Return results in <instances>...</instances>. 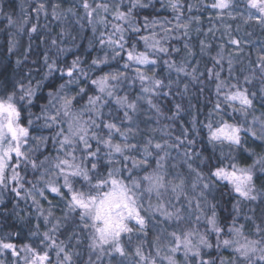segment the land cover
Instances as JSON below:
<instances>
[{
    "label": "snow or ice",
    "instance_id": "obj_1",
    "mask_svg": "<svg viewBox=\"0 0 264 264\" xmlns=\"http://www.w3.org/2000/svg\"><path fill=\"white\" fill-rule=\"evenodd\" d=\"M122 4L123 0H100V2L81 0L85 16L92 25L94 34L97 32V25L105 29L109 25L111 27V31L99 32L97 42L104 50V55L93 58L89 69L102 71L101 65L120 60L123 61V71L110 70L91 79L81 67L83 61L79 56L73 59L67 68L58 67L57 61L50 59L47 55L44 57L47 67L45 77L57 71L67 77L65 83H61L57 90L48 93V104L42 107L40 115L35 118L36 120L43 119L45 128L56 129L53 142L58 145V154L55 157L45 156L43 160L33 158L31 154L39 151V148L48 142V137L31 136L29 127L19 123L21 112L17 107L15 93H6L4 97H0V191L8 188L10 182L15 184L12 190L16 192V195L20 196L23 193L25 198L30 197L38 213L43 217L44 223L51 225L47 231L43 232H40L39 225H37L36 231L30 233L31 236L37 238L33 244L17 246L11 241L12 233L0 234V255L10 252L11 256L19 257L22 250L24 264H52L49 253L55 250L56 264H73L74 250H69L66 241H57L56 233L63 226L61 217L55 216L51 207L45 209L37 198L43 196L46 190H50L61 196L68 209L64 219L68 214H75L73 218L77 226L82 230H90V248L99 250L101 254L105 252V246H108L109 255L115 253L126 258L130 253L122 243L123 236L127 235L131 241L133 234L147 235L151 223L163 225L169 221H175L177 222L176 230L168 232L167 228H160L161 233L171 238L168 246L170 254L163 257L167 264H177L175 254L181 250L184 253L185 264H188L189 256L193 258L192 264H196V258H199V264H215L212 259L204 260L202 257V249L213 247V243L208 238L210 233L215 234V247L233 248L239 257H243V264H256L253 260L255 256H258L260 261H264V237L261 240L249 239L244 235V225H238L235 217L230 227L222 226L216 211L217 206L208 200L210 189L215 188L220 181H226L230 185L231 192L237 196V203L233 205L237 216L240 214L239 205L243 201L252 203L259 200L264 204V188L258 189L254 180L257 165H259L258 170L264 173V153L257 155L253 152L257 158L251 165L240 166L229 162L227 167L209 166V171L204 173L199 168H194L193 163L190 162L193 155L199 154L190 153L185 149L184 163L195 173L192 187L195 189L197 185L200 186L199 199L193 201L189 198L188 204L191 210V205L195 203V212L191 214V218L196 225L201 221L204 222L206 231L202 232L198 227L182 229L179 223L183 220L181 209L176 208L170 201L168 203L164 201V193L169 189L176 194L177 200L184 191L183 179H180L179 183L166 179L168 173L165 161L170 156L168 149L179 147V144L183 143L180 137H176L177 144L154 141L151 136L147 137L143 143L130 142L138 134L135 117L140 110L141 103H146L149 110L162 114L155 100L161 96L165 87L171 89L174 81L160 78L159 73L155 71L161 62L167 65L169 70L175 69L177 73H185L193 80L197 79L194 75L197 69L193 68L192 72H187L186 59L177 65L171 56L173 52H179L180 49L172 48L170 51L168 47L173 31L183 30L185 36L189 31L190 21H183L180 0H168V6L176 13L175 23L155 18L149 20L148 17H144L143 28L147 30L146 35H139L141 25L133 16V9L146 8L148 4L143 3V0H131L127 11L122 10ZM189 7L191 8L192 5ZM210 7L216 9L217 16L221 18L227 10V16L231 18L234 0H214ZM246 7L248 15L242 18L246 22L254 20L264 25V0H246ZM57 8L59 5L53 6L52 15L60 19ZM41 11H45L44 4H40L37 8L38 13ZM67 11L74 12L72 8ZM109 15L113 18L112 21L108 19ZM192 19L198 20L199 18L193 17ZM9 22L11 23V20ZM157 26H159V32L156 30ZM228 30V26L225 25V31ZM31 31L36 32L37 28L33 26ZM130 33L136 34L138 40H130ZM94 40H96L95 36ZM94 40L89 41V48L93 47ZM141 41L143 50L138 47ZM229 42L236 46L241 43L231 36ZM56 43L55 40L52 41L53 45ZM201 45V51L208 47L203 41ZM184 47L188 56L194 54L187 44ZM220 47L221 52L213 58L217 65L224 59L223 45ZM67 50L66 48L58 49L60 52ZM165 56L169 59H164ZM258 60L260 71L264 74V56H258ZM228 63L231 73V59ZM208 75L215 80L217 100L213 106V112L218 117V119L209 120L206 124L209 143L213 145L227 143L230 147H240L242 133L247 132L252 136H257V126L259 127L258 138L264 140V108L260 109V116L255 115L257 111L254 102L256 93L250 92L248 88L242 87L239 83H231L229 80L222 79L220 72H213L209 69ZM82 78L89 79V82L95 86V90L94 94L87 96L86 104L78 106L74 103L77 97L83 98L86 93L84 87H79ZM251 79H254V76L244 77L245 83ZM124 81H129L128 87L139 82L140 93L132 99L127 94L119 95V88ZM40 83L38 81L35 87L31 83L28 86L21 85L20 91L23 94L19 96V100L27 99L31 104ZM73 84L78 86L75 94H72L70 89ZM184 87L187 89V85ZM261 99L264 101V98ZM112 100L115 101L118 110H123V115L109 114L105 121L104 109ZM224 106L231 107L233 112L239 113L244 123H248V117L251 116V125L245 128L244 123L225 120L226 108ZM175 108L173 118L183 110L179 103L175 105ZM125 121L129 126L122 127ZM32 124L33 121L29 120L28 125ZM192 128H196L195 121ZM151 131L155 132L156 129ZM187 131L184 129L182 135H186ZM117 135L123 141L122 143L114 140ZM30 141L34 142L35 149ZM194 143L193 140H187L188 145ZM26 145H28L27 148H25ZM103 150H106V155L112 158L108 161L111 167L108 168L106 175L99 171V154ZM248 151L252 150L248 149ZM131 153H136V155H130ZM154 154L156 158L152 161ZM116 156H119V160L114 159ZM205 160H207L206 157L201 159L200 163L204 164ZM150 161L155 164V167L148 171ZM29 166L33 170L43 169V171L40 172L36 183L31 188H26L24 176L21 175L19 169H26ZM134 169H142L146 174L134 176ZM125 171L128 172L127 177L123 176ZM39 184H43V187H38ZM65 189L67 195H65ZM152 196H155V203L152 202ZM146 197L147 207H145ZM0 203H3L2 196H0ZM261 211L264 212V209ZM257 232H264V229L258 227ZM225 233L229 238H223ZM73 238H76L79 243L75 231L69 240ZM155 239L156 256H159L161 253L160 237L157 236ZM40 245L44 247L41 248ZM142 245L143 241L135 247L134 253H131L138 258L136 264H157L153 255L150 253L145 255ZM99 259L100 256H97V260ZM0 264H5V260L0 259ZM221 264H225V261L221 260ZM227 264H233V261L229 259Z\"/></svg>",
    "mask_w": 264,
    "mask_h": 264
},
{
    "label": "trees",
    "instance_id": "obj_2",
    "mask_svg": "<svg viewBox=\"0 0 264 264\" xmlns=\"http://www.w3.org/2000/svg\"><path fill=\"white\" fill-rule=\"evenodd\" d=\"M95 2H100V0H95ZM213 2L214 0H180L183 21H190L189 31L187 36L183 34V30L180 32L173 31L168 41V47L170 51L172 48L180 49L179 52L172 53L171 59L175 60L177 65L186 59L187 72H192V69L196 68L197 71L194 75L197 79L193 80L191 76L185 73H177L175 69L169 70L167 65L161 62L155 71L159 73L160 78L174 81L171 89L165 87L161 96L155 100L159 104L162 114L149 110L146 103H141L140 110L135 117L138 134L130 140L131 143H143L147 137L151 136L154 141L161 143L167 141L169 144H177L176 137H180L183 143H180L179 147L169 148L170 156L165 161L168 173L166 179L176 183H179L180 179L188 182L192 177H195V173L184 163L185 149L190 153L199 154L193 155L190 162L193 163L194 168H199L204 173L209 171V166L227 167L229 162L237 163L240 166L251 165L257 158L253 152L259 155L264 150V141L247 132L242 133V145L240 147H230L227 143L213 145L208 141L206 124L211 119H218L213 112V106L217 100L215 80L208 75L209 69L213 72H220L222 79L229 80L231 83H239L242 87L248 88L250 92L256 93L254 102L257 114H261L260 109L264 108V101L261 99L262 93H264V74L260 71L258 60V56H264V25L254 20L246 22L242 18L248 15L246 0H234L231 18L227 16V10L222 18L214 15L217 10L210 7ZM130 3L131 0H123L122 10L127 11ZM143 3L148 4V7L133 9V16L141 25L139 35L147 34V30L143 28L144 17H148L149 20L155 18L175 23L176 13L168 6V0H143ZM40 4L45 5V11L38 13L37 8ZM54 5H59L57 12L60 14V19L52 15ZM190 5H192L191 8ZM69 8H72L74 12L69 13L67 11ZM193 17L199 19H192ZM108 19L112 21L113 18L109 15ZM225 25L229 28L227 32ZM33 26L37 28L36 32L31 31ZM156 30L159 32V26ZM100 31H111V27L109 25L105 29L103 26L97 25V32L94 34L92 25L89 24L85 16L81 0H0V97H4L6 93H15L17 107L21 112L19 123L29 127L31 136L43 135L48 137V142L41 146L39 151H34L31 154L34 159L43 160L45 156L55 157L58 154V145L53 142V134L56 129L45 128L43 119L36 120L35 118L40 115L42 107L48 104V93L57 90L59 85L67 80V77L59 71L45 77L47 67L44 57L46 55L50 59H55L58 67L62 68L70 66L71 61L79 56L83 61L81 67L85 69L91 79H95L103 72L110 70H124L123 61L120 60L112 61L108 65H101L102 71L89 69V64L93 58L104 55V50L97 42ZM94 36L96 40H94ZM230 36L238 39L241 43L238 46L232 45L229 42ZM129 39L138 40V36L130 33ZM53 40L57 42L56 45L52 44ZM90 40H94L91 48H89ZM201 41L208 45L203 51H201ZM186 44L194 53L193 55L188 56L186 54L187 50L184 47ZM221 45H223L224 59L217 65L213 58L221 52ZM138 47L143 50L142 41ZM60 48L68 50L60 52L58 51ZM164 59H169V57L165 56ZM229 59L232 61L231 73L229 72ZM245 76H254V79L245 83ZM38 81L41 82L40 87L37 89L31 104L28 103L27 99L19 100V96L23 94L20 91L21 85L28 86L31 83L35 87ZM128 85L129 81H124L118 94H127L132 99L140 93V84L136 82L132 87H128ZM185 85H187V89H185ZM79 87H84L86 93L83 98L77 97L74 103L78 106L86 104L87 96L94 94L95 90V86L87 78L81 79ZM70 89L71 93L75 94L78 91V86L73 84ZM177 103L181 105L183 110L173 118ZM224 107L226 108L225 120L233 123H244L239 113L233 112L231 107ZM109 114L113 116L123 115V110H118L114 100L110 101L104 109L105 121H107ZM29 120L33 121L31 126L28 125ZM194 121L196 123L195 129L192 128ZM127 126H129L128 122L125 121L122 127ZM244 127H246V123H244ZM152 129H156V131L153 132ZM184 129L188 130L186 135H182ZM189 139L195 143L188 145L187 140ZM114 140L123 142L118 135L114 137ZM30 143L35 149L34 142L30 141ZM92 143L95 145L94 141ZM27 147L28 145L25 146V148ZM248 149L252 151H248ZM130 155H136V153ZM205 157L207 160L201 164L200 160ZM155 158L154 154L152 161ZM109 159L112 158L106 155V150L101 151L99 154V171L105 175L108 168L111 167L108 163ZM114 159L119 160V156L114 157ZM152 161H150L148 171L155 167ZM128 167L130 168L131 165L129 164ZM258 169L259 165H257L254 180L259 189L264 188V173ZM19 171L24 176L25 187L31 188L43 169L33 170L29 166L26 169H19ZM144 174L146 173L142 169L133 170L134 176L138 177ZM123 176L127 177L128 172H123ZM13 187L15 184L10 182L8 188L0 191V196L3 199V203H0V234L12 233L11 241L17 246L33 244L37 238L31 236L30 233L36 231L37 225H39L40 232L47 231L51 225L44 223L43 217L38 213L32 199L30 197L25 198L23 193L17 196L16 192L12 190ZM38 187H43V184H39ZM64 192L67 195L66 189ZM164 197L166 203L170 201L176 208L181 209L185 206V201L176 202L167 192L164 193ZM37 198L45 209L51 207L54 215L61 217L63 226L56 233L57 241H66L69 250H74L73 264H121V262L131 264L129 259L133 256L131 253H134L135 245L140 244L139 240L147 241L143 242V245H147L143 248L144 253L153 255L154 247H157L155 238L159 236V245H162L167 236L160 232V228H167V231L171 232L175 225L177 226L175 221H169L163 225L151 223L147 235L133 234L131 241L127 235L123 236L122 243L130 253L126 258L115 253L109 255L108 246H105V252L101 254L99 250L90 248V230H82L81 227L77 226L73 218L75 214H68L67 218L64 219L68 209L60 195L46 190L43 196ZM208 200L217 206L216 211L222 226L230 227L235 217L238 225H244V235L249 239L261 240L264 237V232H257L258 227L264 229V212L261 211L264 209V204L259 200L252 203L241 202L239 205L240 214L237 216L233 209V205L237 203V197L231 192L230 185L226 181H220L215 188L210 189ZM152 202H156L155 196H152ZM147 203L146 197L145 207H147ZM179 223L184 230L198 227L200 231H206L203 221L196 225L189 215L183 216L182 222ZM130 226L135 227L134 225ZM74 231L77 233L79 243H77L76 238L69 240ZM208 238L213 243V247L202 249L204 260L212 259L215 264H221V260H224L227 264V261L231 259L233 264H243V257H239L232 248L215 247L214 233H210ZM223 238L229 237L225 233ZM40 247L43 248L44 246L40 245ZM163 248L164 245L161 249ZM23 255L22 250L19 257H13L9 252L0 255V259L5 260V264H24ZM49 255L52 264H56L55 250L50 251ZM97 256H100L99 260H97ZM253 259L256 264H264V261H258L254 257ZM192 260L193 258L189 260V264H192ZM196 264H199V258H196Z\"/></svg>",
    "mask_w": 264,
    "mask_h": 264
},
{
    "label": "rangeland",
    "instance_id": "obj_3",
    "mask_svg": "<svg viewBox=\"0 0 264 264\" xmlns=\"http://www.w3.org/2000/svg\"><path fill=\"white\" fill-rule=\"evenodd\" d=\"M214 15L217 16V13H215ZM255 115L260 116V114H257V112L255 113ZM251 119H252L251 116H249L248 117V123H246V127L245 128H247V127H249L251 125ZM256 131H257V136H259V127L258 126L256 127ZM261 153H264V150L261 151ZM194 181H195V177H192L188 182L184 181V191L180 195V198L178 200L175 198V195H176L175 193H173L170 189H169V191H167L169 196L173 197L176 202H178L179 200H182V202L185 201V206H183V208H181V209H183V210H181L182 216H185V215L191 216V214L195 212V203L193 202V204L191 205V210H190L189 204H188V199L189 198H192L193 201H195V199H199L200 186L197 185V187L195 189H193L192 184L194 183ZM222 182H225V181H222ZM234 196L237 197L235 193H234ZM164 201L166 203L165 197H164ZM170 210H172V209H170ZM196 214H198V213H196ZM176 227L177 226L175 225L174 230H176ZM139 242H141V241L139 240ZM143 242H147V241L145 240ZM163 242L164 243L162 245H159L160 248L163 247V245H164V248L161 249V253H160L159 256H156V251H155L156 248L155 247H154V250H153V253H154L153 256L156 258L157 264H167V261H165L163 259V257L165 255L170 254L168 252V246L171 243V238L166 236L164 238ZM155 245L157 246V244H155ZM136 246L137 245H135V247ZM146 246L147 245H142L143 248L146 247ZM134 251H135V248H134ZM143 251H144V249H143ZM191 258H192L191 256L188 257V264H189V260ZM254 258L257 259L258 261H260L258 256H255ZM22 259H23V257H22ZM137 259L138 258L133 255L132 258L129 259V262L131 264H132V262H133V264H136ZM175 259L177 260V264H185V257H184L183 250H181V251H179V252H177L175 254ZM23 262H24V260H23Z\"/></svg>",
    "mask_w": 264,
    "mask_h": 264
},
{
    "label": "clouds",
    "instance_id": "obj_4",
    "mask_svg": "<svg viewBox=\"0 0 264 264\" xmlns=\"http://www.w3.org/2000/svg\"><path fill=\"white\" fill-rule=\"evenodd\" d=\"M261 98H264V93H262V97ZM254 260V259H253Z\"/></svg>",
    "mask_w": 264,
    "mask_h": 264
}]
</instances>
